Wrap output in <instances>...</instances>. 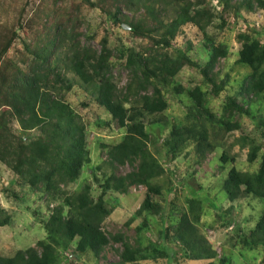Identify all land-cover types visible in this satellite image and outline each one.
<instances>
[{
  "label": "trees",
  "instance_id": "16d2710c",
  "mask_svg": "<svg viewBox=\"0 0 264 264\" xmlns=\"http://www.w3.org/2000/svg\"><path fill=\"white\" fill-rule=\"evenodd\" d=\"M109 1L115 7L106 12L110 22L131 38L151 40V46L144 52L123 48L118 53L115 48L107 47L106 40H102L100 51L95 50L83 42L82 22L72 16L56 23L51 22L53 19L47 20L37 36L36 45L25 43V53L17 60L9 59L7 54L18 31H10L0 44V165L9 167L23 183L41 193L48 209L52 206L50 214L40 220L46 239L39 241L36 248L17 250L11 256L0 255V264H74L88 253L100 258L111 243L122 246L119 264H160L162 260L214 264L217 253L198 228L203 205L199 199L189 200L188 210L180 214L176 223L163 227L158 235L159 242L148 247H134L122 234L110 236L103 228L112 215L107 195L112 192L125 196L136 186L146 188L145 198L130 220V223L141 220L137 233L148 228L149 215L162 217V205L154 201V196L162 194V188L154 180L167 173L165 166L149 150L152 140L148 129L152 126L163 129L171 123L168 95L174 98L185 95L192 104L188 107L186 124H172L164 141L167 158L177 160L192 144L199 164L205 162L208 154L219 152L221 168L226 173L221 191L227 200L235 203L250 196L264 200V116L255 121L258 138L243 136L238 140L242 149L249 148L247 162L251 168L255 167L254 170H241L236 158L229 155L223 144L212 139V128L222 135L241 130L239 122L233 121L236 114L253 116L234 98L226 102L222 114L211 110L210 96H219L230 82L229 75L221 79L216 71L220 61L228 58L230 49L208 33L211 27L223 31L228 28L225 13H231L234 19L242 17L243 9L252 12L258 8L264 13V0H217L222 6L218 15L213 14L205 0L184 4L170 2L162 8L168 23L161 20L162 11L156 10V0ZM85 2L100 8L92 0ZM164 8L169 9L164 12ZM123 9L129 12L145 9L151 14L153 24L144 29L136 18L124 15ZM216 20L221 22L218 27L214 25ZM123 25L131 29L126 30ZM186 25L197 28L203 35L207 51L204 65L193 62L180 50L175 57L169 54L174 48L173 41ZM154 33H157L156 38L152 36ZM263 35L264 31L254 29L238 35L241 45L236 64L251 70L238 94L252 103H264V39L258 38ZM113 57L121 61L118 66L112 62ZM186 66L198 71L202 84L184 88L176 80ZM117 67L128 71L129 81L123 88L114 75ZM67 72L73 73L98 106L111 115L110 122H101L99 126L108 127L114 123L124 131L118 144H102L107 151V164L114 170L102 179L94 177L95 184H99L98 196L90 184H85L79 193L69 195L65 190L79 181L84 167L92 162L85 123L69 104L55 95L63 89H73ZM205 86L211 87L210 91ZM179 102L183 100L180 98ZM10 115L23 133L40 129L39 138L28 144L24 138L14 135L8 125ZM127 164L134 168L131 173L125 176L115 173L116 166ZM97 169L102 170L101 167ZM226 213L228 222L224 227L229 228L235 223L231 217L234 208L230 207ZM11 220L0 207V227L9 226ZM242 243L253 249L264 247V210L249 237L242 238ZM174 244L181 246L180 252L170 247ZM74 256L78 259L72 260ZM221 263L225 264L226 259ZM261 264H264V256Z\"/></svg>",
  "mask_w": 264,
  "mask_h": 264
},
{
  "label": "rangeland",
  "instance_id": "374dc122",
  "mask_svg": "<svg viewBox=\"0 0 264 264\" xmlns=\"http://www.w3.org/2000/svg\"><path fill=\"white\" fill-rule=\"evenodd\" d=\"M187 1L196 2L197 0H156V10L159 13L162 11L161 20L168 23L169 19L166 14V17L163 14L164 5L170 4V2L184 4ZM205 1L208 7L213 10V14H220L222 6L218 4L217 0ZM92 2L98 4L100 8L91 7L85 0H0V44L4 43V38L9 36L10 31H18V37L7 57L13 60L20 58L25 53V43L35 46L37 36L47 20L53 19L51 22L56 23L62 19H68L70 16L77 17L82 22L81 32L84 36L81 39L95 50L102 49V40L107 41V47L110 50L115 48L118 53L123 48L144 52L151 46L149 38H131L109 21L106 12L107 10L113 11L115 8L111 6L109 0L106 2L105 0H92ZM168 9L164 8V12ZM53 11L57 14H54ZM122 12L130 19L136 18L144 29L150 28L153 24L151 14L145 9L132 12L123 9ZM170 12L168 14L173 16ZM240 14L242 16L240 19H234L231 13H225L224 19L229 23L225 31L215 27L208 29L211 36L226 44L230 49L228 58L221 60L216 69L220 73L221 79L229 75L230 82L219 96H210L209 105L214 113L220 115L226 102L230 98H234L239 105H244L251 111L253 116L251 118L245 115H235L233 121L239 122L241 130L222 135L219 134L218 129H211L212 139L216 138L218 143L223 144L229 155L236 158L241 170L248 171L255 169V167L251 168L247 162L249 148L242 149L238 140L243 136L250 139L258 138L259 133L255 121L259 116H264V103H252L249 98L238 94L240 86L251 74L249 68L236 64L241 45L238 35L244 31L251 33L252 29L259 32L264 31V13L257 8L252 12L243 9ZM220 24V20H216L214 25L218 27ZM156 34L154 33L152 36L156 38ZM258 38L263 40L264 35ZM172 44L176 48L169 50L172 57L177 56V51L180 50L186 53L193 62L201 65L206 63L205 41L197 28L191 25L184 26ZM112 62L118 66L121 61L117 57H113ZM66 75L72 81L73 89L70 91L63 89L55 95L69 104L85 123L87 144L92 162L84 167L79 181L66 187L65 190L69 195L79 193L85 184H90L91 187L93 186L94 194L98 196L100 194L99 184H95L94 177L102 179L104 175H110L114 170L107 164V151L102 147V144L106 146L118 144L124 136V131L119 130L114 123L108 127L105 125L100 127L101 122L108 123L112 120L111 115L98 106L91 94L81 87L80 81L73 73L67 72ZM114 75L119 78L120 88L125 87L129 81L128 71L124 67H117L114 70ZM176 80L184 88H193L202 84L203 81L198 71L189 66L182 69ZM205 88L207 87L205 86ZM207 89L210 91L211 87ZM180 98L183 100L182 103L179 102ZM168 100L170 103L168 115L171 118V123L163 129L156 126L148 129L152 140L149 150L165 166L167 173L154 180V183L162 188V194L154 196V201L162 205V217L161 215H149L148 228L137 233L141 220L138 219L131 223L130 220L140 208L146 195V188L143 186L141 188L140 186L133 187L125 196H118L110 192L106 201L108 207L112 209V215L106 219L103 225L104 231L110 236L122 234L134 247H148L151 244H157L160 230L178 221L180 214L188 210L189 200L199 199L203 205L198 228L201 236L217 253L214 264H222V259H226L225 264H261L264 247L259 246L254 249L245 247L242 238L249 237L251 230L254 229L264 210V200H257L251 196L235 203H230L227 200L225 193L221 191L226 173L221 168L219 152L208 154L205 162L199 164L194 150L195 145L192 144L184 149L177 160L171 161L170 158H167V152L163 148L164 141L172 130V124H186L188 107L192 104L185 95L177 98L168 95ZM83 104H87V107H84ZM8 125L14 135L24 138L28 144L37 140L41 134L40 129L23 133L13 115H10ZM98 167H101L102 170H98ZM133 170L134 168L130 164L115 167V173L119 176H125ZM0 207L12 217L9 226L0 227V255L11 256L17 250L36 248L39 241L46 239L47 234L42 228L40 220L43 216L50 214L52 206L48 209L47 202L41 193L32 190L9 167L3 165H0ZM230 207L234 208L231 217L235 223L229 228H225L224 224L228 222L226 212ZM37 211L40 213L36 214ZM170 247L180 252V245L174 244ZM74 250L75 248L72 249V251ZM121 251L120 244L111 243L100 258H95L88 253L80 259L78 256H74L72 260L78 259L77 262L73 261L74 264H119ZM205 262L162 260L160 264H204ZM143 264L152 263L143 262Z\"/></svg>",
  "mask_w": 264,
  "mask_h": 264
},
{
  "label": "water",
  "instance_id": "95a60500",
  "mask_svg": "<svg viewBox=\"0 0 264 264\" xmlns=\"http://www.w3.org/2000/svg\"><path fill=\"white\" fill-rule=\"evenodd\" d=\"M123 28L128 29V30L131 29V27H129V26H127V25H123Z\"/></svg>",
  "mask_w": 264,
  "mask_h": 264
},
{
  "label": "built area",
  "instance_id": "2783aa9c",
  "mask_svg": "<svg viewBox=\"0 0 264 264\" xmlns=\"http://www.w3.org/2000/svg\"><path fill=\"white\" fill-rule=\"evenodd\" d=\"M142 186H140V188H141Z\"/></svg>",
  "mask_w": 264,
  "mask_h": 264
}]
</instances>
